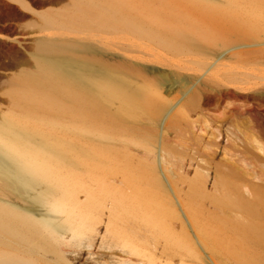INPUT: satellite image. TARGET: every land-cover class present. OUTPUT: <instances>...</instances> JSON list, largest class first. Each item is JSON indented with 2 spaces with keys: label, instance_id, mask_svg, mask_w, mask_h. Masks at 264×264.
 Segmentation results:
<instances>
[{
  "label": "bare ground",
  "instance_id": "obj_1",
  "mask_svg": "<svg viewBox=\"0 0 264 264\" xmlns=\"http://www.w3.org/2000/svg\"><path fill=\"white\" fill-rule=\"evenodd\" d=\"M95 1H86V15L78 13L82 28H123L157 47L215 42L225 21H232L230 31H264V3L146 0L186 4L205 21L181 17L170 25L156 11L137 21L131 1ZM42 18L51 28L57 21L54 14ZM58 23L63 29L67 22ZM66 42L37 39L44 56L34 72L16 78L19 113L0 121V264H264V146L251 137L235 153L229 145L239 137L225 121L205 137L192 132L204 128L190 120L204 103L214 98L219 107L215 84L185 82L176 99L163 73L154 83L115 70L96 77L86 63L72 71L55 56ZM227 70L249 91L244 98H264V69ZM248 144L258 151L249 157ZM218 154L230 157L215 162Z\"/></svg>",
  "mask_w": 264,
  "mask_h": 264
},
{
  "label": "rangeland",
  "instance_id": "obj_2",
  "mask_svg": "<svg viewBox=\"0 0 264 264\" xmlns=\"http://www.w3.org/2000/svg\"><path fill=\"white\" fill-rule=\"evenodd\" d=\"M76 1H79L82 6L85 5L84 7H82L78 2L80 9L82 8V11H80L79 9L80 12L78 11L77 13L76 11H74V8L72 7V5L74 6V4H77L75 3L74 0H21L20 2L25 5L24 7L19 5L18 3L16 4L11 0H0V121L2 120L3 116H10L12 114L19 113L20 109H18L17 106L15 105L17 99L16 96L14 95L15 90H17L19 86V82L16 80V78L22 72L32 73L35 71L38 65L37 64L38 61H41L39 58L41 56L42 57L44 56V54L38 51L37 49V39L43 38L51 41L52 39L53 41L54 40L55 41L57 40L59 42L64 41L65 44L67 43L66 41L69 42L68 48L63 52L56 54L55 56L64 59V61L67 62L69 69L72 71H81L83 65L86 63L93 66L94 68L93 74L96 77H106L107 74L111 72V70L112 71L115 70L116 72L120 73L123 77L127 79L130 80L134 79L132 81L136 80L140 82L143 78L144 79L142 81H146L145 76L147 75L149 82L153 80V82L156 83L161 80L162 75H166L168 76L167 82L170 85H172V92H171L172 96L176 97V99H182L184 97L183 90L187 89L188 85L190 86L193 84L197 86L200 85V87H203V84L204 86H206L205 83H207V85L209 83L215 84L214 88H216V91L218 92L214 94V97H216V95H218L219 93L218 98H220L219 101L220 104L217 105V107L218 106L219 107L215 108L216 106L214 105H216L217 103H214V98L210 102L204 103L202 105L203 106L202 109L203 110L205 109V111L199 110L198 113H196L195 115L196 117L192 116V118H190V120H194V118L197 120L199 119L197 125L203 126L204 128L202 129V131H200L197 130V128L193 127L192 132L194 134L197 133L195 135L201 134V136L205 137L208 133L209 134L211 133V130L214 129L211 128L214 125H218L219 123V126H221L220 124L225 123L226 126L228 125L227 127L229 129L231 127L230 129L231 131L235 133L237 132V135L240 138V139L238 138L236 142L235 141L233 142L234 144L237 143L235 144V147H233L234 144L232 142H229L226 137L223 139V142L225 144H229V143L233 144L229 146L233 150L235 148L237 149V150L235 149L236 150V152L234 151L235 153L237 152L239 153V151H242V144L244 142L248 143L251 137L257 139L264 146V98L260 100L244 98L242 94H247L249 93V91L246 92L245 89L243 90L242 87L244 86H242L238 82L240 81V78L232 79L237 81L236 83L235 81L234 82L230 81L229 76H225V73L226 72L228 73L229 71L227 70L228 68L235 69L238 67H243V68L247 67V68H255V69L257 68L264 69V62H263L264 31L262 30L258 32L257 31L242 32L241 30L230 31L229 29L232 27V21H225L224 25H222L221 28H219L220 30L219 34L221 36H218L215 42L207 43L200 40H195L191 42L190 45L186 44L187 46L177 42L175 44V47L176 45H180V49L174 50L175 47H170V48H164L161 46L157 47L159 45L148 40L146 41L143 38L140 37L138 38V36L137 37L136 35L134 36V34H132L129 31H126L123 28H114V31L116 30L114 34L112 33L113 32L112 29L102 28L95 25L86 26L87 29L90 30H87L86 28H82L83 24L79 18L81 14L87 13L88 10L86 11L87 9L86 1L89 0L86 1L82 0L83 2L81 0H76ZM97 1L109 2L110 0H96L95 2ZM144 1L146 2L145 4L143 3ZM144 1L143 2L142 0L126 1L127 3L130 2L128 3V5L132 4V7L131 5L129 7L134 8V10L131 9L132 14L133 11L134 13L139 14V15L133 14V16L137 21L141 19L138 17H142L143 13L144 16H146L148 15V13L150 15L151 14L150 12L154 14L156 11L157 12L156 16L158 15L157 17L166 19V21L170 25L176 24V22L181 17H184L186 19H191V21H194L196 25L198 24L202 25L205 23L204 19H202L201 16H199L200 11L196 9L193 11V8H191L186 4H177L174 2L171 3L169 1H165L164 2L165 4H160L159 6L158 4L154 5L150 1L149 2L146 0ZM222 1L229 2V0H222ZM247 1L260 3V4L264 3V0H247ZM221 4H223V2ZM215 5H220V3ZM139 6H141L142 8ZM83 8L84 9L86 8L85 13L83 12ZM145 9L147 10L145 11ZM72 11H74L76 14L78 13L81 14H78V17L75 20H71L70 16L75 14ZM89 12L94 13V10H91ZM46 13L50 15L54 14V17L57 19V21L55 20V24L58 23V19L63 20L64 19L63 17H65L64 20L66 21L64 22H67L65 23L66 25L62 24L64 23L63 21L57 24V25L62 24L61 26H65L63 28L64 30L62 29V27H61L62 30L59 29V27L53 23H52L53 24L52 28L49 27L50 26L49 24H47L48 25L47 26L42 18V16L45 15ZM55 14H57L60 18H57V15ZM173 17L175 18V20ZM68 22L70 24L71 22H75V24H78L80 27L78 26V29L77 27H75L72 28L71 30L70 29L71 25L67 26ZM66 28L67 29L69 28L70 30L69 29L67 30ZM80 29H82L83 31ZM103 30L107 32H104ZM50 31L58 32L60 34H58V36H55L54 39L53 36L48 34V32ZM80 43L82 44V46L83 44H85L83 47L84 49L81 47ZM86 45H88L89 48L90 46L92 48L85 49ZM204 49L205 50L207 49L209 51L206 50L207 52H205L203 51ZM189 50L191 52H188ZM146 52L150 55H148ZM229 55H231L232 58ZM235 56L237 58H235ZM199 57H201L202 59ZM226 57H228V59ZM248 57L250 58L247 60ZM255 57L257 60L254 59ZM233 58H235V60ZM194 63L196 65H194ZM210 64L212 65V67L210 66ZM186 68L188 69L186 70ZM145 70L147 71V73ZM148 71L149 72L152 71V73L151 72L149 73ZM170 71L172 72V74L170 73ZM160 73L163 74L160 75ZM142 76L143 78H141ZM158 77L160 79H158ZM137 78L139 79L137 80ZM192 79L195 80V83H193ZM209 81H211L212 83ZM185 82L186 83L188 82L187 87L186 86L184 87ZM196 82L199 84H197ZM221 90H225L227 92L230 91V92L224 93L225 91H221ZM243 91L245 92L242 93ZM232 92L236 96L231 95L233 94ZM223 100H225L226 103L225 101L223 102ZM211 105H213L214 107ZM167 115L165 117H167ZM221 115L222 116L225 115L224 118L227 117L228 118L221 120L223 118V117L221 118ZM199 116H201V118H197ZM219 117L220 119H218ZM204 120L207 121L208 126L204 124L206 123ZM221 121L222 122L225 121V122L222 123ZM210 124L211 127L209 126ZM236 128L240 133L236 130ZM254 145L253 146L252 144L247 145L250 153L249 155H247L248 157L258 152V151L256 152V150L253 149ZM227 157L230 156L228 155L226 156L225 154L223 155L218 154L214 158V161L219 162ZM191 170L192 168L190 169V174H192ZM95 251L97 252V249Z\"/></svg>",
  "mask_w": 264,
  "mask_h": 264
},
{
  "label": "water",
  "instance_id": "obj_3",
  "mask_svg": "<svg viewBox=\"0 0 264 264\" xmlns=\"http://www.w3.org/2000/svg\"><path fill=\"white\" fill-rule=\"evenodd\" d=\"M41 15V14H40ZM41 29V28H40Z\"/></svg>",
  "mask_w": 264,
  "mask_h": 264
}]
</instances>
